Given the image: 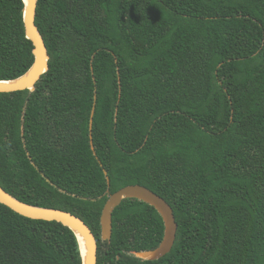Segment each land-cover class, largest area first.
Here are the masks:
<instances>
[{
    "label": "trees",
    "instance_id": "1",
    "mask_svg": "<svg viewBox=\"0 0 264 264\" xmlns=\"http://www.w3.org/2000/svg\"><path fill=\"white\" fill-rule=\"evenodd\" d=\"M22 7L0 0V79L33 61ZM35 24L48 69L33 91L0 92V185L80 217L96 264H264V0H37ZM128 184L173 209L159 259L130 253L163 235L138 199L100 238L106 190ZM0 264L81 259L66 226L0 203Z\"/></svg>",
    "mask_w": 264,
    "mask_h": 264
},
{
    "label": "water",
    "instance_id": "2",
    "mask_svg": "<svg viewBox=\"0 0 264 264\" xmlns=\"http://www.w3.org/2000/svg\"><path fill=\"white\" fill-rule=\"evenodd\" d=\"M22 21L24 34L32 43L33 61L31 65L19 76L11 79H0V92H13L28 89L33 91L36 81L48 69L49 55L43 37L35 24L37 0H21ZM93 99H96L94 95ZM95 102H93L89 118V137L91 148L92 118ZM107 184L109 178L104 170ZM107 198L102 206L99 216L100 238L109 241L112 234V212L124 199H138L152 206L160 215L163 222V235L159 244L153 249L130 251L141 260H156L167 254L175 240L177 222L170 204L151 189L140 184H128L114 192L106 190ZM0 203L13 211L33 219L56 221L70 229L77 241L81 264H96L97 241L89 226L75 214L54 207H45L27 203L7 192L0 185Z\"/></svg>",
    "mask_w": 264,
    "mask_h": 264
}]
</instances>
